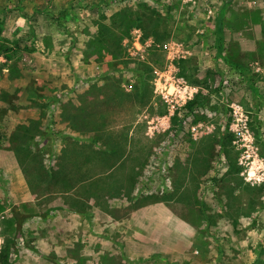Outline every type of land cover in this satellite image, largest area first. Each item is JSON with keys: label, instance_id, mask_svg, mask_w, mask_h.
<instances>
[{"label": "rangeland", "instance_id": "374dc122", "mask_svg": "<svg viewBox=\"0 0 264 264\" xmlns=\"http://www.w3.org/2000/svg\"><path fill=\"white\" fill-rule=\"evenodd\" d=\"M139 4L173 21L169 38L132 26L114 58L98 25ZM0 22L21 50L0 57V252L12 264H264V0H0ZM143 65L144 102L121 99L76 130L95 88L114 80L133 95ZM199 92L204 120L178 129Z\"/></svg>", "mask_w": 264, "mask_h": 264}, {"label": "trees", "instance_id": "16d2710c", "mask_svg": "<svg viewBox=\"0 0 264 264\" xmlns=\"http://www.w3.org/2000/svg\"><path fill=\"white\" fill-rule=\"evenodd\" d=\"M139 12L134 16L131 10H122L120 13L116 14V19L114 20V23L109 26L104 23H100L98 25L99 31L101 33V37L104 38L106 41V46L105 50L110 51L111 55H113L114 58H118L117 55L121 53V38H120V33L125 34L128 29H130L132 26H137L139 25L142 27L147 36H152L155 41L157 42H163L167 40L168 37V31L169 27L168 25L170 24V19L165 18L159 11L155 9H150L146 4H139ZM172 9H169V12H171ZM1 24V22H0ZM222 40L218 38L217 42H220ZM21 52L20 48L18 47V43L12 42L8 38H5L2 33V29L0 27V57H6L10 58V56H16ZM149 68L145 65L141 68L143 72L141 73V79L139 81V86L138 88L135 89L133 95L126 94L122 89L120 83L114 80L108 81L107 85L103 86V90H100L98 88L94 89V91L91 92L93 95L92 102L89 104H99L98 105H93L90 108H80L79 114L80 116H73L72 121L74 126L76 127V130L79 132H82L89 124H90V118L97 117L98 112L101 114H105L107 109L110 108H120V106L124 105V103L121 101V99L126 100H132V99H137L138 102H144L145 97H146V85L149 81V76L146 75V71ZM185 75L184 73H182ZM188 78V77H187ZM189 79V78H188ZM192 84L198 85L199 82H197L196 79L190 80ZM102 91V92H101ZM103 95V100L100 101V95ZM209 95L203 94L202 92H199L196 97L188 102L184 110H186V114L183 118H180L178 114H175L173 117V124L176 125L178 129H181L184 122L185 118L188 116L193 117V122L198 123L204 120V117H200L196 114V109L201 108L204 106H209ZM103 105V106H102ZM89 113H92L91 117H89ZM1 139V138H0ZM123 143L126 141V137H123ZM108 151L113 155L112 165H108L107 163H102L100 162V166L103 167L104 169L107 167H111V169L115 166V163L120 162L123 159V156L127 152V146L124 144H111L108 147ZM97 154V153H96ZM126 157H124L125 159ZM89 160V159H88ZM90 161V160H89ZM95 162H98L97 160ZM114 163V164H113ZM62 167V164L60 168ZM103 169V170H104ZM110 168H107L105 170H108ZM132 179V177H131ZM9 251L6 249L1 250L0 252V264H12V262L9 261Z\"/></svg>", "mask_w": 264, "mask_h": 264}, {"label": "built area", "instance_id": "2783aa9c", "mask_svg": "<svg viewBox=\"0 0 264 264\" xmlns=\"http://www.w3.org/2000/svg\"><path fill=\"white\" fill-rule=\"evenodd\" d=\"M170 51H173V53H171ZM169 53H171L170 55L172 56V58H174L176 55L175 54H177V56H179V54L180 53H183L182 52V50H181V47H180V45H178V44H173L171 47H168V54ZM180 82V84H182L184 81L181 79V81H179ZM183 89L182 90H180V94L182 95V96H180L181 98H187V96H186V94L188 93L187 92V89H188V87L187 86H184V87H182ZM189 98V97H188ZM187 98V99H188ZM168 101V100H167ZM171 109L173 110L174 109V106L173 105H171ZM171 112V111H170ZM171 115H173V113H170ZM195 139H196V137H195Z\"/></svg>", "mask_w": 264, "mask_h": 264}, {"label": "clouds", "instance_id": "9594fccd", "mask_svg": "<svg viewBox=\"0 0 264 264\" xmlns=\"http://www.w3.org/2000/svg\"><path fill=\"white\" fill-rule=\"evenodd\" d=\"M18 22H21V21H18Z\"/></svg>", "mask_w": 264, "mask_h": 264}]
</instances>
